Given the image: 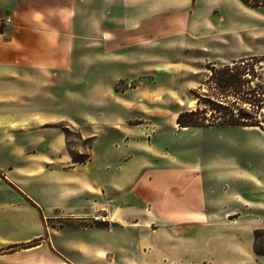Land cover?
Here are the masks:
<instances>
[{
    "label": "crops",
    "instance_id": "obj_1",
    "mask_svg": "<svg viewBox=\"0 0 264 264\" xmlns=\"http://www.w3.org/2000/svg\"><path fill=\"white\" fill-rule=\"evenodd\" d=\"M228 3L247 14L258 9L210 0L204 16L199 0H104L103 24L88 11L89 25L102 31L89 45L123 52L111 53L122 66L131 45L136 54L148 45L190 50L188 38L202 28L219 44L231 46L228 36L234 42L215 62L264 53L252 45L255 22L228 19ZM79 8L74 0H0V19H10L0 28V264H261L264 256L241 245L237 231L208 230L236 220L235 207L252 210L254 201L236 191L228 202L207 201L198 165L167 150L159 132L168 125L151 109L144 113L159 94L134 86L114 100L98 85L138 74H76ZM174 64L186 63L163 67ZM81 80L93 85L70 89ZM36 105L39 113L30 111ZM129 108L138 130L126 128ZM53 120L101 128L83 138L91 144L88 161L71 163L62 130H47ZM97 210L110 222L83 219Z\"/></svg>",
    "mask_w": 264,
    "mask_h": 264
},
{
    "label": "rangeland",
    "instance_id": "obj_2",
    "mask_svg": "<svg viewBox=\"0 0 264 264\" xmlns=\"http://www.w3.org/2000/svg\"><path fill=\"white\" fill-rule=\"evenodd\" d=\"M74 2L80 6V16L76 25L78 27L77 31L84 36L74 49V56L79 58L76 74H102L104 71L108 74H119L120 71H125L126 74H138L137 77L118 80L113 85L101 84L98 87L112 91L111 98L114 100H117V97L114 96L119 97V89H127L134 86H138L141 91H154L159 94L156 97V102H149L152 105L146 104L148 101L145 102L144 113L151 109V112L161 116V123L168 125L159 132V136L168 145L167 150L172 152L181 151L183 159L198 165L200 172L204 176V189L207 201L209 203L214 200L228 202L235 191L243 198L254 201L255 207L252 210L242 211L239 207H235L236 212H239L236 220L225 223H209L208 230L237 231V236L240 237L241 243L243 242L241 245H253L254 239L255 246L264 251V129L257 125L236 127L205 126L188 127L185 131L170 120L173 114L181 109L204 106V102L198 103L199 99L196 96H202V93L208 90L209 86L206 81L210 70L207 66L212 64L216 68L220 67L221 63L215 62L214 55L227 53L234 44L232 38L230 36L227 38L231 46L219 44L209 32L201 28L198 32V37L188 38V42L191 43L189 48H192L190 50L148 45L143 46L141 50L139 49L140 52L136 54L135 46L131 45L124 50L127 53V60H122V66H119V57L111 53L120 54L123 52L112 49L106 54L104 53L106 47L103 44L95 43L89 45L96 42L94 37L99 36L102 31L93 30V26L89 25L86 17L88 11H91L94 17L101 18V24H103L104 0H74ZM209 2L210 0H199L198 10L196 9L198 13L206 16L208 12L206 5ZM88 3L91 4L90 10L88 9ZM228 5L229 10L226 12L228 19L255 22L257 27L256 38L252 45L256 50L264 51V7L247 14L231 3H228ZM209 17L211 19L216 18V13H212ZM242 42L240 40L241 44ZM202 46L205 47L204 52L199 51ZM167 54H169L168 57ZM179 61L186 63L185 66L177 67L174 64L168 69L163 67L164 63ZM112 62L116 64L113 65ZM247 66L253 69L256 74H264V62L250 60ZM89 85L93 84H89L87 80H81L79 84L74 85L70 89H82ZM50 92L51 95L49 97L53 95L52 98H54L57 91L52 89ZM127 98L133 100L134 95L131 96L129 94ZM41 109L36 105L30 111L39 113ZM9 110L13 111V108ZM261 111L259 122L263 126L264 107ZM126 115V128L138 130V126H135L138 121L132 117L133 113L130 108ZM46 124L49 128L47 130L50 132L60 133V126L69 123L53 120ZM70 124H74V127L68 128L70 132L68 136L71 144L70 150L75 153L87 149L89 139L84 140L83 138L101 131L98 125L86 120L71 122ZM76 132L83 135L82 139H77ZM144 132L137 131V134L145 137ZM232 173L237 174L239 178L232 177ZM101 212L105 211H99V213ZM51 224L53 226L56 225L55 223ZM254 233L255 238H253ZM36 243L37 241H31L16 248H24ZM3 253L6 252L0 251V254ZM259 260L261 264H264L262 259Z\"/></svg>",
    "mask_w": 264,
    "mask_h": 264
},
{
    "label": "trees",
    "instance_id": "obj_3",
    "mask_svg": "<svg viewBox=\"0 0 264 264\" xmlns=\"http://www.w3.org/2000/svg\"><path fill=\"white\" fill-rule=\"evenodd\" d=\"M240 1L249 8L264 7V0ZM250 60L264 62V54L242 57L230 63L220 64L218 68L209 64L207 68L210 73L206 81L209 86L208 90L203 92L202 96H196L199 99L198 103L204 102V106L179 110L176 115L177 125L179 127L257 125L264 129V125L261 126L259 122V116L264 107V74H256L253 69L249 68L247 65ZM69 127L74 126L69 124L60 126L71 163H85L90 159L91 144L88 143L87 149L84 151L72 152L68 138ZM78 138L81 139L79 133H77ZM253 238H255V233ZM252 248L255 254L264 256V251L255 246L254 239Z\"/></svg>",
    "mask_w": 264,
    "mask_h": 264
},
{
    "label": "built area",
    "instance_id": "obj_4",
    "mask_svg": "<svg viewBox=\"0 0 264 264\" xmlns=\"http://www.w3.org/2000/svg\"><path fill=\"white\" fill-rule=\"evenodd\" d=\"M10 22V19L8 17H4L0 19V28L3 25H8ZM83 219L89 221L90 223H96V222H109L107 213H99V211L83 217Z\"/></svg>",
    "mask_w": 264,
    "mask_h": 264
},
{
    "label": "bare ground",
    "instance_id": "obj_5",
    "mask_svg": "<svg viewBox=\"0 0 264 264\" xmlns=\"http://www.w3.org/2000/svg\"><path fill=\"white\" fill-rule=\"evenodd\" d=\"M149 98H150V96H149ZM156 102V101H155Z\"/></svg>",
    "mask_w": 264,
    "mask_h": 264
}]
</instances>
